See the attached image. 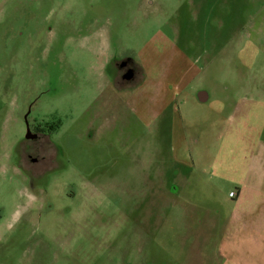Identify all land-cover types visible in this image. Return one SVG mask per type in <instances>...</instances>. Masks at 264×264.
<instances>
[{
    "label": "rangeland",
    "instance_id": "1",
    "mask_svg": "<svg viewBox=\"0 0 264 264\" xmlns=\"http://www.w3.org/2000/svg\"><path fill=\"white\" fill-rule=\"evenodd\" d=\"M259 169L264 0H0V264H264Z\"/></svg>",
    "mask_w": 264,
    "mask_h": 264
},
{
    "label": "crops",
    "instance_id": "2",
    "mask_svg": "<svg viewBox=\"0 0 264 264\" xmlns=\"http://www.w3.org/2000/svg\"><path fill=\"white\" fill-rule=\"evenodd\" d=\"M185 58H186V56H185ZM145 70V69H144ZM145 73H144V75L142 76V79L140 80V82H137V84L136 85H131V86H128V87H126V89H131L130 91H138V90H141V89H143L145 86H146V81H145V79H147V77H146V71H144ZM195 78V77H194ZM193 80V79H192ZM192 80H190L188 83H187V85L185 86L186 88L185 89H188V86L191 84V82H192ZM148 81V80H147ZM148 86V85H147ZM126 89H124V88H118L117 87V90L120 92V93H123V91L125 90L126 91ZM145 91V90H144ZM209 100V98L208 97H206V96H204V95H202L201 96V102H207ZM138 103V102H137ZM259 172H260V174H258L257 175V177H258V183H260V184H264V173H261V169H259ZM264 172V171H263ZM187 184V183H186ZM239 194H238V196H240V192H238Z\"/></svg>",
    "mask_w": 264,
    "mask_h": 264
},
{
    "label": "flooded vegetation",
    "instance_id": "3",
    "mask_svg": "<svg viewBox=\"0 0 264 264\" xmlns=\"http://www.w3.org/2000/svg\"><path fill=\"white\" fill-rule=\"evenodd\" d=\"M118 68H120L122 70V75L120 77L122 80L126 81V80H128L130 78L134 79V77H135V68L133 67V62L131 60L124 61V63H122V64L120 63L118 65ZM128 72L130 73V77L129 78H127L128 75H129ZM124 78H126V80Z\"/></svg>",
    "mask_w": 264,
    "mask_h": 264
}]
</instances>
